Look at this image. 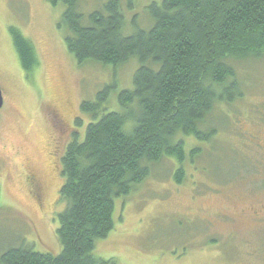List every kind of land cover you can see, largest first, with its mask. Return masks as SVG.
<instances>
[{
  "label": "rangeland",
  "instance_id": "1",
  "mask_svg": "<svg viewBox=\"0 0 264 264\" xmlns=\"http://www.w3.org/2000/svg\"><path fill=\"white\" fill-rule=\"evenodd\" d=\"M107 1L82 0L80 10L89 13ZM153 1L162 0H133L132 6L121 0L124 33L153 24L146 9ZM64 11L63 3L49 0H0V255L18 246L62 251L61 159L76 129L85 137L92 117L81 105L113 84L104 105L123 111L119 94L134 88L135 57L117 67L78 63L65 42ZM11 26L36 48L32 75L21 65ZM232 65L245 95L214 108L207 120L217 137L210 143L185 137L187 152L198 145L203 153L187 157L182 184L173 178L178 163L165 158L131 194L116 198L115 228L97 241L95 257L112 264H264V232L252 216L264 204V56ZM31 171L44 183L42 201L30 191Z\"/></svg>",
  "mask_w": 264,
  "mask_h": 264
},
{
  "label": "trees",
  "instance_id": "2",
  "mask_svg": "<svg viewBox=\"0 0 264 264\" xmlns=\"http://www.w3.org/2000/svg\"><path fill=\"white\" fill-rule=\"evenodd\" d=\"M63 3L65 42L79 64L115 67L137 58L133 89L122 90L123 111L105 107L113 84L84 101L91 119L85 137L72 133L62 156L66 207L59 214L57 235L62 251L41 253L27 246L0 255V264H112L94 256L96 243L115 228L116 198L128 196L165 158L178 163L173 178H186L187 157L201 156V146L187 152L185 137L210 143L218 128L207 120L219 104H232L245 91L232 65L264 56V0H162L148 5L153 24L124 33L121 0L83 13L82 0ZM130 6L133 0H129ZM9 31L27 74L39 66L33 42L21 30ZM76 127L83 119L76 120Z\"/></svg>",
  "mask_w": 264,
  "mask_h": 264
},
{
  "label": "flooded vegetation",
  "instance_id": "3",
  "mask_svg": "<svg viewBox=\"0 0 264 264\" xmlns=\"http://www.w3.org/2000/svg\"><path fill=\"white\" fill-rule=\"evenodd\" d=\"M27 177L31 185V190H30L31 193H33L35 197L37 195L38 200L42 201L43 195L45 193V186H44L41 176L35 171H31V173ZM252 216L256 220L257 228L263 233L264 232V204H262L258 210H255Z\"/></svg>",
  "mask_w": 264,
  "mask_h": 264
},
{
  "label": "water",
  "instance_id": "4",
  "mask_svg": "<svg viewBox=\"0 0 264 264\" xmlns=\"http://www.w3.org/2000/svg\"><path fill=\"white\" fill-rule=\"evenodd\" d=\"M3 105H4V96H3L2 88L0 86V109L3 107Z\"/></svg>",
  "mask_w": 264,
  "mask_h": 264
}]
</instances>
